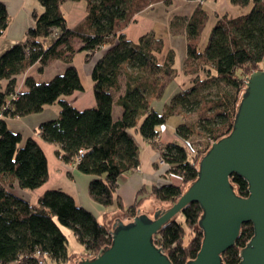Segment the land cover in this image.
<instances>
[{
	"label": "trees",
	"instance_id": "1",
	"mask_svg": "<svg viewBox=\"0 0 264 264\" xmlns=\"http://www.w3.org/2000/svg\"><path fill=\"white\" fill-rule=\"evenodd\" d=\"M39 1L44 10L33 13L34 23L25 39L0 55V81L8 80L6 88L0 84V264L70 261L77 254L68 251L62 226L70 228L84 246L82 257H94L112 242L108 224L66 191L47 189L34 201L15 192H30L46 183L48 159L38 141L33 137L23 141L20 132L9 128L7 118L37 113L57 103L58 115L40 124L39 136L56 146L62 161L93 176L88 185L92 200L103 206L117 202L132 219L143 199L126 206L118 187L124 174L140 168L141 145L136 134L151 142L169 167L164 173L166 182L152 185L149 195L174 203L187 189L183 187L197 178L200 160L212 143L231 132L246 78L257 69L264 70V0H230L241 7L251 4V8L233 17L216 15L203 46L210 15L204 0H198L191 15H181L178 22L175 17L171 23L173 33L185 36L184 71L193 80L158 111L152 101L161 99L176 78V54L169 51L160 61L164 41L155 31L133 41L124 30L144 9L160 2L171 5L173 0H85L88 14L75 28L69 27L62 8L69 0ZM9 23L8 8L0 1V35ZM74 37L82 40L78 49L71 43ZM105 48L91 72L95 105L80 110L68 100L74 92L85 90L74 55L85 52L89 59ZM53 59L67 64L62 73L41 82L29 75L27 90H16L19 74L35 63L43 72ZM212 86L219 88L214 95L205 92ZM114 105L122 110L118 118H114ZM192 112L197 119H188ZM174 114L183 117L175 131L180 140L160 142L161 127ZM192 135L208 139L207 147H196ZM172 176L180 177V184L169 181ZM231 181L238 195H249L243 176L234 173ZM181 213L184 222L174 218L153 236L173 264H186L196 257L204 236L200 204L191 202ZM253 235V223H243L236 243L222 254L224 264H238L241 249Z\"/></svg>",
	"mask_w": 264,
	"mask_h": 264
},
{
	"label": "water",
	"instance_id": "2",
	"mask_svg": "<svg viewBox=\"0 0 264 264\" xmlns=\"http://www.w3.org/2000/svg\"><path fill=\"white\" fill-rule=\"evenodd\" d=\"M245 82L231 132L212 143L197 178L180 197L168 208L158 206L153 217L140 209L128 221L115 219L112 242L76 264H173L153 236L191 202L203 209L204 236L196 257L186 264H224L222 254L236 243L245 222L253 223L254 235L241 249L238 264H264V70L253 71ZM234 173L248 181V196L234 190Z\"/></svg>",
	"mask_w": 264,
	"mask_h": 264
},
{
	"label": "crops",
	"instance_id": "3",
	"mask_svg": "<svg viewBox=\"0 0 264 264\" xmlns=\"http://www.w3.org/2000/svg\"><path fill=\"white\" fill-rule=\"evenodd\" d=\"M0 1L6 4L8 8V12L10 14V23L7 29L5 30V32L2 35H0V55H1L4 51L9 49L14 43L21 42L25 39L27 30L34 23L33 13L34 12L41 13L44 10V7L39 0H0ZM186 1L187 4L185 5L186 8L184 9V11H182L181 13L180 12L174 13L173 15H171V18H169L170 19L169 21H171L173 17L178 14L191 15L195 7L199 3L198 0H186ZM202 3L204 8L209 13L210 18L212 15L214 16L213 24L216 20V15L228 14L233 17L238 14L244 13L251 8V4L246 7H241V6L233 5L230 0H204ZM174 4L175 3L173 0V3L170 5V7H172ZM157 5L158 6H156L154 9L152 8L154 6H150V8L148 7L146 10H143L135 17V21L137 22L139 18L140 19H142V17L145 18L146 17L145 15H147L149 19V25L145 27L146 31L153 30L155 31V33H157V28H158L157 24L158 23L160 24V21L158 22L155 21L154 23L153 20H157L156 17L157 13L155 12L156 9L160 6H163L162 3H158ZM62 8L66 14L67 22L70 28H75L76 26H78L79 23L84 18H86L88 14V3L85 0L66 1L62 4ZM167 11H169V9H167ZM132 24L130 23L128 27H126L124 32L127 33L128 37L131 38V40L138 41L139 36L134 37L128 34V29L129 27H131ZM181 38L186 41L184 35H181ZM71 43L75 48L78 49L82 45V40L78 37H74L72 38ZM164 46L165 47L163 48V52H165V50L167 49L166 45ZM185 49H186V45H185ZM185 49L183 51L184 55H186ZM105 50L106 48L98 51L89 59L86 58L85 52H77L74 55L73 63L77 66L79 70L80 77L82 79L85 90L74 92L71 96L68 97V100L72 102L80 110L95 105V98L92 91L93 81L91 79V72L93 70L95 62L98 60L100 56H102ZM163 52L159 54L160 61H164L165 56L168 53L166 52L164 54ZM39 67L40 64L35 63L27 70L26 73L19 74L16 77L17 91L21 92L27 90V86L25 83L27 76L29 75L34 76L38 82L48 81L51 78H53L55 75L62 73L66 69L67 64L63 60L53 59L49 61L43 72L39 71ZM84 75H86V81L83 79ZM192 78H190V75L187 74L181 75L180 76L181 80L179 81L176 80L175 78L168 85L163 97L161 99L158 100L156 99L152 101V106L156 110L162 111L165 104L171 100V98L174 96L175 93H177L181 88L183 89L191 85ZM7 83H8L7 79H3L0 81L2 88H6ZM59 109L60 106L57 103H54L48 105L42 111L37 113L29 114L23 117L7 118V124L9 128L15 132H20L23 135V141H25L29 137L35 138L42 147V149L44 150L48 159V170H49L48 181L33 191L28 192V191L16 189L15 192L27 198L28 200L34 201L40 194L45 192L47 189L60 188L66 191L67 193L73 195L77 203L85 207L87 210L91 211L98 218L100 222L105 221L111 230L112 224L109 221L111 219V213L115 211V208L109 209L108 206L100 205L91 199L88 192V185L93 176L84 174L80 172L77 168L73 167L71 164L62 161L56 155V146L54 144L44 141L39 136L38 128L40 124L44 121L55 118L58 115ZM121 113H122L121 108L118 105H114V109H113L114 118H118L121 115ZM173 138L177 139V141L180 140V138L178 137V135L174 130L173 132L169 133V129H165V125H162L159 141L160 142L173 141L172 140ZM138 141L140 142L141 145L140 168L137 171H131L129 173L124 174L121 178L122 182L118 187V193L122 196L123 198L122 200L126 206H129L133 203V202L130 204L126 203L127 202L126 200L131 199L133 195L135 196V199L138 196L144 195V197H142V199H144L143 203L146 202V198L150 199L153 197L154 199H156L154 196L149 195V189L154 184L166 182L163 181L165 180V178L157 173L156 166L158 163H157L156 155L158 154L156 153L158 152H156V149H154L155 147L152 146L149 141H146L141 136L138 137ZM143 150L144 151L146 150V154L149 156L147 158L148 162L146 163L144 162V158H143ZM162 166L164 165H159V167ZM143 186L146 187L145 189L147 190L142 192L140 195H137ZM139 201L137 200V202ZM142 204L138 206L137 210H140L142 208L141 207ZM117 208L119 211L122 212L120 218L124 221H128L130 219L129 215L123 209L119 207ZM144 210L149 211V209H144ZM105 213L109 214L110 217L106 218L104 216ZM100 218H103V220H101ZM83 249L84 246L80 251L76 252L77 254L76 256L78 257H75L66 263L57 262L50 264H76L77 261H79L80 258H82L81 254Z\"/></svg>",
	"mask_w": 264,
	"mask_h": 264
},
{
	"label": "rangeland",
	"instance_id": "4",
	"mask_svg": "<svg viewBox=\"0 0 264 264\" xmlns=\"http://www.w3.org/2000/svg\"><path fill=\"white\" fill-rule=\"evenodd\" d=\"M160 3H162V2H160ZM174 3L175 4L172 7H170V5H167V4H164V3H162V5L164 7L159 5L160 7H158L156 9V11H155L157 13L156 14L157 20H153V22L155 23V21H157V22L160 21V24L159 23L157 24L158 28H157L156 35L163 39L164 45H166V47H167V49L163 53L165 54L166 52L174 51L175 54H176L174 66L177 69L176 70V74H177L176 80L179 81V80H181L180 76L183 75V74H186L185 71H184L185 55L183 54V51L185 49V45L187 47V42L184 39L181 38V35H183V34H175V33H173L171 31V23H172V21L175 20V17H176V22H178V18L181 16V14H178V15L174 16L171 21H169L170 20L169 18H171V15H173L176 12H180L181 13L182 11H184V9L186 8L185 5L187 4V1L186 0H174ZM157 4L158 3L152 5V6H154L152 8L154 9L156 6H158ZM146 9H144V10H146ZM167 9H169V11H167ZM147 14H148V12H147ZM145 16H146L145 18L144 17H142V19L139 18V20L137 22L135 20L133 22H131V24L132 23L133 24L128 29V34L129 35L134 36V37H138L139 36V38H140L142 35L147 33L148 30L146 31L145 27L147 25H149V19H148L147 15H145ZM213 21H214V16L212 15L211 18H210V21L208 23V26L206 28V31H205V33L203 35V38H202V42H201L202 46L207 41L209 31L211 30V27L213 25ZM167 25H168V27H167ZM175 26L178 28L177 24H175ZM166 27L169 28L170 30L167 29ZM126 35H127V33H126ZM185 53H186V49H185ZM159 58H160V56H159ZM82 70H83V68H82ZM190 78H192V75H190ZM83 79L86 81V75H84ZM192 80H193V78H192ZM124 83L125 82H124V79L122 77V85H124ZM221 85L223 86V84H221ZM218 90H219V88L217 86H212L210 88H206L205 92L214 95L213 93H216ZM187 117H188L189 120H195V119H197V114H196V112H192V113L188 114ZM182 119H183L182 116L179 115V114L171 115L169 117L168 121L165 123V129H169V133L173 132V130L176 131V126L182 121ZM136 136L140 137L141 135L140 134H136ZM138 137H137V139H138ZM190 139L192 141H194L196 147H198L200 150L205 149L207 147L208 143H209L208 139L203 138L202 136H193L192 135L190 137ZM172 140L173 141H177V139H175V138H173ZM150 144L153 146V144L151 142H150ZM191 149L193 150L192 146H191ZM156 152H158V151H156ZM156 154L159 155V153H156ZM158 155H156V157ZM148 157L149 156L146 154V150L145 151L143 150V158H144V162L145 163L148 162V160H147ZM156 159L158 161L157 162L158 164L156 166L157 173L160 174V176L164 177V173L167 172L169 168L167 166L159 167V165H161V162L158 160V158H156ZM165 178H168V177H165ZM171 178L169 179V181H172L174 183L180 184V182H181L180 177L172 176ZM162 180H163V178H162ZM163 181H166V180H163ZM121 182H122V179L120 180V183ZM186 188H187V184L183 187V190H185ZM139 197L140 196H138L137 198H139ZM134 200H135V196L133 195L131 199L126 200L127 201L126 203L130 204V203L134 202ZM142 203L143 202H141V204ZM172 204H173L172 202H165V201L159 202V200L154 199L152 197L150 199L146 198V202L141 205V207H142L141 209H149V213L148 214H149L150 217H153L154 213L156 211V208L158 206H162V208L165 209V208H168L169 206H171ZM117 207H118L117 206V202H114L113 204L108 206L109 209H114L115 208V211H113L111 213V219L109 221L112 224V226H113V223L115 221V218H120V216L122 215L121 214L122 212L119 211ZM145 207H147V208H145ZM105 217L108 218L110 216H109V214H106ZM100 219L103 220V218H100ZM175 219L177 221L181 222V223L184 222V216H183L182 213H179L175 217ZM62 228H63V231L66 233L67 238H68V251L70 253H73V252L76 253V252L80 251L83 248V245L75 237L73 231L70 228H67V227H63L62 226ZM75 257H78V256H75Z\"/></svg>",
	"mask_w": 264,
	"mask_h": 264
},
{
	"label": "built area",
	"instance_id": "5",
	"mask_svg": "<svg viewBox=\"0 0 264 264\" xmlns=\"http://www.w3.org/2000/svg\"><path fill=\"white\" fill-rule=\"evenodd\" d=\"M54 36L56 37L57 35L54 34ZM80 155H83V151H82V150L80 151ZM157 158H158V160L161 162V165H164V166H167V167H168V165L165 164V162H164L162 159H160L159 155L157 156ZM78 159H80V156H78ZM168 168H169V167H168ZM40 264H46V263H45L44 260H41V261H40Z\"/></svg>",
	"mask_w": 264,
	"mask_h": 264
}]
</instances>
